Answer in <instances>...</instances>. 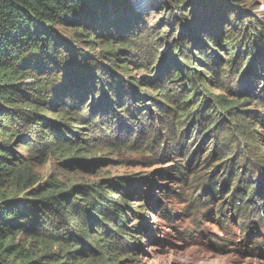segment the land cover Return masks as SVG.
<instances>
[{"label":"rangeland","instance_id":"374dc122","mask_svg":"<svg viewBox=\"0 0 264 264\" xmlns=\"http://www.w3.org/2000/svg\"><path fill=\"white\" fill-rule=\"evenodd\" d=\"M186 1L128 0L134 17L124 15L118 29L111 31L87 30L94 44L72 43L83 56L100 64L104 75L82 106L70 107V101L77 102L74 99L45 112L56 122L41 129L47 137L56 136L65 144L63 156L39 150L33 137L15 142L16 163L27 166L28 173L37 179L21 186L15 178L9 179L4 190L10 198L37 204L46 181L56 177L61 189L55 194L65 195L64 207L74 216L76 203L84 205L101 196L123 207L120 223L127 234H120L123 238L118 243L112 232L118 229L114 218L99 224L92 211L78 206L82 219L88 221L84 233L73 217L63 222L48 214L50 221L41 222L37 232L48 233L59 226L68 237L72 228L81 240L59 245L44 243L39 237L33 245L41 255L87 244L95 250L83 249L75 258L63 256L61 261L264 264V75L260 69L264 66V0H207L195 8V15L190 11L195 3ZM224 2L230 4L229 9L223 10ZM175 3L180 6L177 10L166 6ZM248 26L261 35L255 43L259 68L244 75L252 62L247 63L248 58L236 52L249 44L246 40L238 50L237 43ZM65 31L74 37L71 30ZM104 50L112 54H104ZM236 60L239 67L232 74ZM194 70L206 77L198 97L201 103L204 94L210 97L205 107L210 115L201 118L197 114L182 121L183 111L163 93L169 89L191 96L188 77ZM180 72L187 78L183 84L174 78L179 82L175 89L168 79ZM256 72L261 77L250 80ZM93 74L84 73L88 80ZM50 79L56 81L52 94L69 85V76L64 78L60 72ZM222 94L230 101H239L240 107L226 112L217 105L213 115L208 111L210 105ZM95 97L97 109L93 113ZM112 100L121 102L112 105ZM135 104L142 106L136 109ZM190 110L194 112L195 106ZM42 153L46 159H39ZM236 174H242L240 179L250 178L253 187L244 197L248 204L244 200L239 209L229 205L233 193H241ZM211 176L215 179L213 193ZM20 240L25 239L18 236ZM110 240L109 245H102Z\"/></svg>","mask_w":264,"mask_h":264},{"label":"trees","instance_id":"16d2710c","mask_svg":"<svg viewBox=\"0 0 264 264\" xmlns=\"http://www.w3.org/2000/svg\"><path fill=\"white\" fill-rule=\"evenodd\" d=\"M203 1L207 3V0H188L186 2L195 3L191 6V9L189 8L191 13L195 15V8L200 6ZM176 3L178 2L176 1ZM176 3L174 5L166 4V6H169L172 10H177L180 6ZM229 6V3L224 2L223 10L229 9ZM134 13L128 0H0V264H69L65 260L61 261V257L64 256L65 258L72 255V258H75L76 253L83 252V249L87 250L88 248L94 251V248L85 244L83 248L63 252L64 248L61 247L58 252H48L41 255L33 245V240L37 239L36 241H39V237L42 238L44 243L50 241V243L59 245L63 242L67 243L71 239L81 240V235L72 228L69 229L68 237L63 235V230L59 226L48 233L37 232L41 222L48 224L49 218H51L47 216L49 214L54 215L63 222L66 221V218L73 217L76 222H80V231L86 233L88 221L85 217L82 219L78 206H83L92 211L99 224L102 222L105 224L106 220L114 218L117 221L116 227L118 228L112 230L117 238L115 243H118L119 238L122 237L120 234H127L120 223L122 220L121 212L123 211L120 203L110 201L103 196L100 199L95 198L91 203L87 202L84 205L76 203L74 211L77 214L74 216L72 210L64 207L62 198L65 195L63 193L55 194L56 191L61 189V182L56 177L46 181L43 186L42 198L37 204L27 199L10 198L4 187L12 177L15 178V183L18 186H21V184L27 185L37 179V176L33 177L28 173L27 166L16 163L15 142L23 139L30 141L33 137L34 140L32 139V141L38 144L39 150L42 149L47 154L50 152L59 157L63 156L61 153L65 151V144L59 142L56 136L47 137V133L41 129L48 126L53 127L56 122L53 118L47 116L45 112L48 108L53 107L54 109L56 105L61 107L67 101L74 99L77 102L71 103L72 101H70V107L82 106L87 97L91 95V91L94 90L95 83L102 81L100 77L104 75V72L101 70V65L95 64L87 56H83L72 46V43L77 40L87 42L90 45L94 44V40L87 30L96 29L101 31L102 29H108L111 31L114 28L118 29V25L121 23L120 18L124 15L134 17ZM250 28V26L247 27L242 40L237 43L239 50L243 42H246V40L249 42L244 51L240 50L236 53L241 56L242 52L243 56L248 58L245 61L254 64L252 68L250 64L244 75L259 68L255 51L259 52L255 43L261 35H257ZM59 29L71 30L74 37H69L67 31H60ZM178 43H180V47H185L182 41H178ZM105 45L109 47L110 43L106 42ZM180 51L183 52L184 50L180 49ZM104 54L111 55L112 53L104 50ZM235 62L236 65L232 66V74H235L239 67L238 60ZM260 69L262 76L264 75L263 64ZM57 72L63 74L64 78L69 76V85H67V88H61L55 94H52L51 88L53 82L56 81H51L53 78H50L52 74ZM73 72L75 78L70 81V75ZM86 72L96 73L97 75L93 74L88 80L87 76L84 75ZM192 73L193 75L188 77L192 89L191 96H184L185 93L183 92L178 94L177 90L171 93L169 89L164 90L163 93L183 111V114L180 115L185 117L186 120L183 118L182 121H187L197 114L201 118L210 115L205 113V107L209 104L210 97L204 94V102L202 103L198 97L201 89L200 85H204L203 79L206 77L196 70ZM254 74L256 76H252L250 80L254 79L256 81L261 77L259 72ZM48 78L50 81H48ZM174 78L179 79V82L182 81L183 84L187 77L183 75V72H180V74H175L168 79V82L176 85L175 89H177L179 82L175 81ZM181 96L182 98L179 99ZM107 97L109 98L108 93L106 94ZM216 99L215 105H210L211 109L208 110L213 112V115L216 114L215 106L217 105L226 112H233L240 107L239 101H230L223 94L216 96ZM96 100L95 97L93 113L97 109ZM120 102L119 100H112L111 104L116 105ZM135 106L136 109H139L142 104H135ZM193 106L196 110L189 112ZM82 108L84 109L85 106ZM69 127L71 128L70 125ZM32 129H35L36 132ZM34 134H37V138ZM45 153H42L39 159H46ZM225 164L221 165L222 168ZM52 168H54L53 165ZM241 175L236 174L238 181L240 180L238 190L241 193L234 192L229 201V205L235 209L241 208L245 200L244 197L248 196V191L253 188L252 183L248 181L250 178L240 179ZM209 181L212 184L211 192H216L213 185L215 179L211 176ZM83 191L89 193L87 189H83ZM69 194H72V191ZM247 201L246 198L245 202ZM220 211H222L221 206ZM41 215H45L47 218L44 219ZM43 227L45 225H42V230H44ZM18 236L24 237L25 240L17 241ZM30 240L32 246L29 245ZM111 240L108 241V244L102 245H109Z\"/></svg>","mask_w":264,"mask_h":264}]
</instances>
